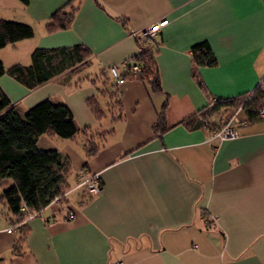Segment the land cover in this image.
<instances>
[{
    "label": "crops",
    "instance_id": "0c3cea01",
    "mask_svg": "<svg viewBox=\"0 0 264 264\" xmlns=\"http://www.w3.org/2000/svg\"><path fill=\"white\" fill-rule=\"evenodd\" d=\"M69 1L0 0V19L34 30L31 38L1 48L0 59L5 68L28 65L36 47L83 44L90 55L82 72L34 89L4 74L0 87L21 111L44 99L66 104L77 129L97 135V151L86 159L82 135H41L37 146L69 158L71 187L86 162L101 187L94 195L66 193L71 219L58 202L25 219L22 242L0 203V264H264V119L243 118L239 136L223 141L212 138L210 127L184 125L209 99L247 95L260 83L264 0H79L71 25L48 31L52 13ZM159 19L168 21L154 53L161 92L136 78L116 85L98 77L111 66L125 75L123 63L139 53L135 34ZM202 41L217 60L197 68L204 87L191 76V47ZM113 92L119 109L112 106ZM93 97L100 119L87 106ZM165 100L166 130L158 134Z\"/></svg>",
    "mask_w": 264,
    "mask_h": 264
},
{
    "label": "trees",
    "instance_id": "16d2710c",
    "mask_svg": "<svg viewBox=\"0 0 264 264\" xmlns=\"http://www.w3.org/2000/svg\"><path fill=\"white\" fill-rule=\"evenodd\" d=\"M28 4L29 0H20ZM70 0L64 7L54 11L47 23L48 31L63 30L68 28L74 18L77 4ZM68 6L69 10H65ZM34 34L33 27L18 21L0 19V49L20 40L31 38ZM139 53L132 57V60L123 63L127 69L125 75L120 74L124 79L136 78L146 84L151 91L161 92V86L157 74L154 53V44L144 41L137 36ZM90 50L83 44H75L69 47L42 48L36 47L31 51L30 63L22 65L15 63L8 68L4 67L0 59V77L7 74L27 89H34L52 78L67 72V77L74 76L86 67V59ZM191 57L194 68L192 78L200 87L201 83L197 68L201 66L211 67L217 63L216 57L207 41L194 44L191 47ZM138 66V73H131L132 66ZM98 77L108 76L105 70L101 71ZM92 79L91 82H94ZM248 98L244 106V114L249 122L262 119L259 111L264 107V86L258 84L251 93L234 98L209 99L208 104L200 111L197 117L184 121L188 127L207 126L214 130L216 127L210 125L203 117L202 112L213 102L214 109L222 107H234L236 101ZM112 106L120 108V102L116 93H111ZM166 100L158 112V120L154 130L162 134L166 130L165 109ZM87 106L97 119L103 116L96 98L87 100ZM230 119H224L223 123ZM41 135L56 136L62 139H74L82 135L85 141L86 159L97 151L95 143L96 134H88L87 129L78 130L73 115L68 106L62 102L44 99L25 111L12 105L7 94L0 87V203H3L11 216L14 218L17 227L20 229L22 242L26 235V227L23 221L29 213L40 212L55 197H59L58 203L67 204L66 193L69 190V176L72 170L68 157L61 152L51 149L43 150L38 148L37 141ZM87 161V160H86ZM87 162L84 164L85 168ZM101 185V183H100ZM25 207V210H21ZM40 215V214H38ZM36 216V215H35Z\"/></svg>",
    "mask_w": 264,
    "mask_h": 264
},
{
    "label": "built area",
    "instance_id": "2783aa9c",
    "mask_svg": "<svg viewBox=\"0 0 264 264\" xmlns=\"http://www.w3.org/2000/svg\"><path fill=\"white\" fill-rule=\"evenodd\" d=\"M167 22V19H159L153 21L152 23H149L148 25L143 27L138 33L134 34L136 36L142 37L144 41H148L152 45L154 44V41L156 40L161 29L167 24ZM139 71L140 69L138 66L134 65L131 67L132 74L138 73ZM105 74L110 77L116 85H119L124 81V78L120 76L116 66H111L105 69ZM259 84L264 86V73ZM259 115L262 119H264V107L260 109ZM246 122L247 121H238V119L236 118L230 119L229 121L220 124L213 130L212 138H215L219 141L237 138L239 136V131L237 129L238 125L244 124ZM78 187H83L85 188V191L94 195L100 190L101 185L96 175H89L85 173L83 169H79L76 177V188ZM58 200L59 197H55L52 202H58ZM20 209L23 211L25 210V207H21ZM64 209L67 212L66 217L68 219H71L74 215V211L69 207L67 208L66 206H64ZM38 214H40V212H36L34 214L29 213L26 219ZM44 221L48 222V219L44 218Z\"/></svg>",
    "mask_w": 264,
    "mask_h": 264
},
{
    "label": "rangeland",
    "instance_id": "374dc122",
    "mask_svg": "<svg viewBox=\"0 0 264 264\" xmlns=\"http://www.w3.org/2000/svg\"><path fill=\"white\" fill-rule=\"evenodd\" d=\"M21 58H22V54L20 55ZM27 59H28V62H29V55L27 56ZM8 61L6 60V63L5 64H8L7 63ZM262 79V78H261ZM263 86V85H262ZM107 99V98H106ZM108 100V99H107ZM247 100L248 98H243V99H240L238 101H236V104L234 105V107H230V108H226V107H222L220 108L219 110H215L214 109V104L213 102L209 104V106L202 112V117L212 126L216 127L217 125L219 124H222L223 123V120L224 119H233V118H236L238 119V121H242L246 118L245 114H244V106L247 104ZM115 108V107H114ZM104 110L106 112V115L104 117V119H109L110 118V112H108L106 106H104ZM244 118V119H243ZM246 120V119H245ZM244 122V121H242ZM105 127H108V123L105 122L104 124ZM97 136V135H95ZM89 140V137L87 136L85 141L88 142ZM80 169H83L85 173L89 174L85 168H80ZM79 171V170H78ZM77 171V172H78ZM91 175V174H89ZM95 175V174H94ZM76 177H77V174H76ZM76 177H75V182H74V185L73 187H70L68 191H71V190H85V188L83 187H78L76 188ZM99 180V179H98ZM1 188H0V192H1ZM67 191V192H68ZM90 194V193H89ZM92 195V194H91ZM63 207L66 206L67 208L69 207L68 203L66 204H61ZM71 208V207H69ZM74 211V210H73ZM67 213V212H66ZM74 216V215H73Z\"/></svg>",
    "mask_w": 264,
    "mask_h": 264
}]
</instances>
